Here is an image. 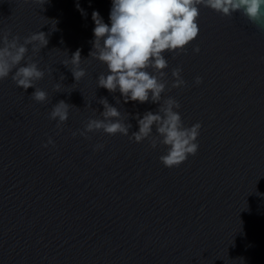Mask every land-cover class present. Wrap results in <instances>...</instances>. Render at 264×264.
Listing matches in <instances>:
<instances>
[{"label":"water","instance_id":"water-1","mask_svg":"<svg viewBox=\"0 0 264 264\" xmlns=\"http://www.w3.org/2000/svg\"><path fill=\"white\" fill-rule=\"evenodd\" d=\"M111 7L0 0V33L22 43L43 31L49 40L28 52L45 71L35 85L46 102L11 75L0 81V264H264V28L201 5L198 37L180 54L164 53L162 101L179 102L186 127L201 124L196 155L168 168L159 159L166 147L152 148L150 138L79 134L102 119L101 98L132 125L129 134L138 131L137 113L159 107L97 87L107 68L89 57L92 12L110 24ZM77 49L86 75L76 82L63 61ZM177 67L186 84L172 88ZM60 100L71 106L57 128L49 113Z\"/></svg>","mask_w":264,"mask_h":264},{"label":"clouds","instance_id":"clouds-1","mask_svg":"<svg viewBox=\"0 0 264 264\" xmlns=\"http://www.w3.org/2000/svg\"><path fill=\"white\" fill-rule=\"evenodd\" d=\"M201 5L227 17L240 12L258 28H264V0H112L110 24L104 22L98 11L92 12L95 27L89 57L107 68L106 72L99 74L97 87L105 88L110 93L118 91L124 103L151 102L159 107L155 112L146 111L142 118L137 113L134 118L138 131L129 134L132 125L123 122L117 107L109 104L106 98H101L99 103L104 108L100 113L102 119H89L84 129L78 130L81 136L102 130L108 135L129 136L136 143L150 138L152 148L158 144L166 147V153L159 159L168 168L179 167L189 155H196L201 124L186 127L177 111L179 102L172 97L162 101V93L168 84L163 71L168 67L164 53L180 54L198 37L200 29L197 20ZM77 8L86 15L79 5ZM10 35V30L0 33V81L11 75L18 88L24 91L35 89L31 94L34 101L46 102L47 92L35 85L36 81L44 78L45 71L28 56V52L29 46L34 54L46 47L48 35L39 31L25 37L22 43L18 35L9 39ZM193 51L199 53L200 49L197 46ZM81 59V51L77 49L70 59L63 61L66 67L72 65L70 71L76 82L86 75V71L80 67ZM181 72L179 67L172 70V88L185 86ZM64 79L62 75L61 80ZM195 83H202V78L197 76ZM55 87L59 91L61 85L58 83ZM70 106L60 100L52 107L49 119L57 121V128L67 121ZM72 135L77 133L73 132ZM52 143L49 138L43 147ZM95 147L102 149L103 145Z\"/></svg>","mask_w":264,"mask_h":264}]
</instances>
